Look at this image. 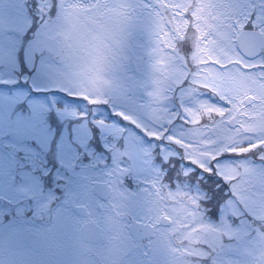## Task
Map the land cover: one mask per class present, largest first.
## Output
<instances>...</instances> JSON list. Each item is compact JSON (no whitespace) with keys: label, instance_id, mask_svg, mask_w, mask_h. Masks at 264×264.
Masks as SVG:
<instances>
[{"label":"rangeland","instance_id":"1","mask_svg":"<svg viewBox=\"0 0 264 264\" xmlns=\"http://www.w3.org/2000/svg\"><path fill=\"white\" fill-rule=\"evenodd\" d=\"M249 28L264 35V0H0V42L12 51L0 58V98L27 102L52 130L35 163L47 164L43 153L61 126H73L83 148L72 154L65 140L51 155L60 167L47 165L44 175L55 169L60 198L45 180L31 189L0 182V264L29 255V231L50 236L51 264H66L59 245L99 256L81 257L86 264H118L133 247L131 225L157 221L160 207L173 227L160 229L142 264H264V55L246 59L236 45ZM19 147L0 128V158ZM236 152L249 157L230 158ZM167 162L176 179L204 178L193 163H215L232 180L220 191L208 175L220 220L207 216L198 186L161 179ZM97 175L112 187L106 202L93 192ZM13 208L24 221L8 220ZM89 221L103 232L99 247L82 240Z\"/></svg>","mask_w":264,"mask_h":264},{"label":"snow or ice","instance_id":"2","mask_svg":"<svg viewBox=\"0 0 264 264\" xmlns=\"http://www.w3.org/2000/svg\"><path fill=\"white\" fill-rule=\"evenodd\" d=\"M16 55L21 58L20 53H16ZM5 56L10 60L12 51L11 49L5 50L0 42V58ZM19 86V84L12 85V91L14 92ZM33 94L38 95V90L30 88L29 96L31 97ZM0 128H7L14 143L20 146L18 151L10 153V159L8 157L0 158V182L12 187L13 183L19 179L26 188L31 189L37 181L46 179L44 171L47 169V164H44L42 169L35 163L34 157L41 155V136L52 131L50 125L45 127L40 115L28 109L27 102L23 105H13L10 99L0 98ZM65 140L70 153L78 155L83 151L79 138L73 131V126L70 125L67 132L61 126L53 134L48 152L43 154V159L47 160L49 155L55 156L57 144L63 143ZM56 166L59 168V163Z\"/></svg>","mask_w":264,"mask_h":264},{"label":"flooded vegetation","instance_id":"3","mask_svg":"<svg viewBox=\"0 0 264 264\" xmlns=\"http://www.w3.org/2000/svg\"><path fill=\"white\" fill-rule=\"evenodd\" d=\"M263 55H264V53L262 52L260 58ZM85 213H86V216H84V217H88L89 216L88 211L85 210ZM77 214L82 216V214L79 212H77ZM157 215H158L157 221L137 222V223L142 224V225H151L154 228V232H155L154 237H152L150 239H143L140 241L133 237V247H131L130 250L126 252L127 257H125V255H121L120 258L116 259L118 261V264H142V262L145 261V258L151 254V252H152L151 246H153L152 244L154 243V240H156L157 237L159 236L160 229L162 228V229L166 230V229H171L173 227V222H172L171 226H165L162 224V219L167 218V217L171 218L168 215L166 209H164L163 207H160L159 211L157 212ZM15 216L17 217L16 221H18V222L24 221V220H21V218H20V217H22L21 212L18 211V213H16ZM89 223H92V222L89 221L87 223H84L82 228L80 229V234H81L82 240L85 242V244H90V245L93 244V245L99 247L100 244L104 242V235L99 242H93V241L87 240L83 234L84 225L89 224ZM31 232H34V233H37V234L43 236L45 239V245L43 246V248L41 250H35L32 247H30L25 241L29 255L27 257H25L24 255H21L19 257V259H17L16 264H51V261H50L51 260V254L54 251V248L51 247L50 236L42 235V234L35 232V231H29L26 233V235H28ZM56 232L57 233L60 232L61 234H63L62 238H65V236H64L65 232L62 231L61 227L59 229H57ZM58 254L61 257L62 262L66 263V264H86L87 262L91 263V262H89V260H80L81 257L84 258V257H87V255L88 256L92 255L94 258H99V256H96V253L92 254L88 248H83V249L75 248V249H73L72 245H70L68 248L62 247L59 245L58 246ZM106 264H108V263H106Z\"/></svg>","mask_w":264,"mask_h":264},{"label":"trees","instance_id":"4","mask_svg":"<svg viewBox=\"0 0 264 264\" xmlns=\"http://www.w3.org/2000/svg\"><path fill=\"white\" fill-rule=\"evenodd\" d=\"M29 12L32 13L31 10H29ZM23 51H24V48H23ZM19 52H22V51H19ZM21 59L25 63L26 60L24 58L23 52H22V58ZM33 95H36V94H33ZM38 95H36V96H38ZM245 145L247 146L248 144H245ZM238 148L241 149L242 147H238ZM243 155L244 154H242V153L236 152V153L230 154L229 156H230V158L237 159V160H239L241 158H247V157H249V156L245 157L247 154L244 157H241ZM224 158H226V157L223 154H220V155H218L217 159L214 160V161L217 162V160L218 161L219 160H223ZM182 160H185L184 157H182ZM157 161H160V159L157 158ZM46 162H47V165H54V166H56V162L53 161L51 155L48 156V159L46 160ZM160 164L161 165L163 164V159L162 158H161ZM193 165L195 166V169L196 170H203L204 171V173L202 175L204 178H200V177H198V175H191L190 176V179H189V175H188L186 178H182L181 177V180H180V175H179L178 178L176 179L175 178V172H173L174 169L167 162L166 171L167 170L168 171L165 172V173L163 172L164 174H163V176H162L161 179H163L165 181H166V179H168L171 182L183 181L184 180L187 183H189L192 188H193L194 185L198 186L202 190V192H203V198L200 200V203L205 208H207V216H209L210 219H212L213 221L217 222L218 220H220V214H221V211L218 210L219 204H217L215 202L216 201V198L218 197V194L217 193H218L219 190L222 191L223 189H226V192L230 191L231 185H232V183L230 184V182H232V180L227 182L225 180V177L223 175L218 174V171H217V168H216L217 166L215 165V163H214V165H213V163L210 164V167H205V166H201L199 164H194V163H193ZM207 169H210V170H207ZM53 171H55V169L52 170V173H50V175H49V173L47 175H44L46 177V179H44V180H45L46 185L48 187H50L51 186V183L53 182ZM211 174H212L213 177L214 176L215 177L217 176L219 178L218 181L221 183V188L219 190H217L215 188V184L208 179V175H211ZM60 183H62V181H59L57 184H60ZM222 187H223V189H222ZM226 201H227V199L221 200V203H226Z\"/></svg>","mask_w":264,"mask_h":264},{"label":"water","instance_id":"5","mask_svg":"<svg viewBox=\"0 0 264 264\" xmlns=\"http://www.w3.org/2000/svg\"><path fill=\"white\" fill-rule=\"evenodd\" d=\"M237 44L240 52L248 58L258 57L264 49V36L258 31H244L240 34L237 40ZM246 105L252 104L251 97L246 98ZM237 124V120L233 118L229 122V126L233 127ZM99 179V177H98ZM95 193L103 200H107L112 195V189L107 183H96L94 186ZM169 223L170 221L167 220ZM132 233L138 240L149 238L152 236V228L150 226L142 227V225L134 224L132 226ZM89 235L92 239H98L101 237V232L96 227L89 228ZM28 242L36 250H40L43 247V239L35 234L28 236Z\"/></svg>","mask_w":264,"mask_h":264}]
</instances>
